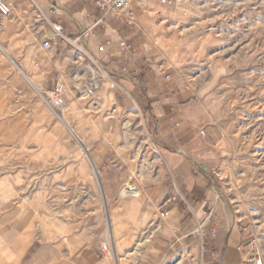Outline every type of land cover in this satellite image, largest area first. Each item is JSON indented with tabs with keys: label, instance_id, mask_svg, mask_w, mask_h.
Returning a JSON list of instances; mask_svg holds the SVG:
<instances>
[{
	"label": "rangeland",
	"instance_id": "374dc122",
	"mask_svg": "<svg viewBox=\"0 0 264 264\" xmlns=\"http://www.w3.org/2000/svg\"><path fill=\"white\" fill-rule=\"evenodd\" d=\"M129 11L132 54L171 84L176 105L192 108L213 147L212 195L264 264V0H131ZM112 77L74 45L0 44V213L20 209L17 228L70 254L89 246L105 264H134L167 220L142 191L172 176L139 97H115ZM56 80L57 112L45 100ZM8 250L0 240V264H15Z\"/></svg>",
	"mask_w": 264,
	"mask_h": 264
},
{
	"label": "crops",
	"instance_id": "0c3cea01",
	"mask_svg": "<svg viewBox=\"0 0 264 264\" xmlns=\"http://www.w3.org/2000/svg\"><path fill=\"white\" fill-rule=\"evenodd\" d=\"M3 1L10 9L7 17H0L3 47L44 50L42 42L53 36L52 25L58 24L61 36L52 44L53 52L67 45L87 49L113 75L118 91L115 97L140 99L147 132L168 163L172 180L149 195L142 191L151 204L158 205V211L165 205L168 216L134 264H253L246 234L212 195L213 147L207 138L199 137L192 108L176 105L171 84L146 71L136 54L120 48L121 43L136 46L139 42L132 28L133 14L104 17L94 0ZM12 37L15 39L10 42ZM96 159L100 166L103 158L97 154ZM175 195L177 202L166 203ZM19 210L9 208L0 213V240L10 249L8 257L15 264H105L102 253L89 246L70 254L54 242L32 239L17 228ZM203 212H211L212 220L200 238L196 225L203 221Z\"/></svg>",
	"mask_w": 264,
	"mask_h": 264
},
{
	"label": "built area",
	"instance_id": "2783aa9c",
	"mask_svg": "<svg viewBox=\"0 0 264 264\" xmlns=\"http://www.w3.org/2000/svg\"><path fill=\"white\" fill-rule=\"evenodd\" d=\"M158 3L162 6L167 7H176L183 4L184 0H157ZM94 3L96 7L101 11L102 15L104 17L114 14L120 16L124 12L128 11L131 6V0H94ZM10 13L9 6L3 1L0 0V17H7ZM53 30V36L49 39H45L41 47L44 50H49L52 46V44L61 36V26L58 24L52 25ZM120 48L122 50H127L132 52L133 49L131 46L127 45L126 43H121ZM45 100L49 107L54 111H59L65 107V98L63 94V87L59 80L55 81V84L51 90H48L45 93ZM204 131L200 132V135L204 136ZM129 189V187H126L124 190ZM123 192V191H122ZM130 196V195H129ZM175 198H172L171 200H167L166 203L170 201H174ZM160 217L165 218L168 216V212L165 209V205H163L160 209ZM212 220V213L211 212H203V221L197 222L196 225V233L200 238L204 236V234L207 232V227L210 225V222ZM211 235L214 236L215 232L211 230ZM102 251L108 252L109 248L106 243H103ZM253 264H262L260 257H254Z\"/></svg>",
	"mask_w": 264,
	"mask_h": 264
},
{
	"label": "bare ground",
	"instance_id": "6f19581e",
	"mask_svg": "<svg viewBox=\"0 0 264 264\" xmlns=\"http://www.w3.org/2000/svg\"><path fill=\"white\" fill-rule=\"evenodd\" d=\"M90 59H92V58H90ZM33 84H34V86H35V83L34 82H32ZM65 108V107H64ZM59 118L66 124L67 123V120L61 115V116H59ZM97 180L99 181V178H97ZM130 188V187H129ZM128 190H130V189H128ZM112 253H113V250H112Z\"/></svg>",
	"mask_w": 264,
	"mask_h": 264
}]
</instances>
